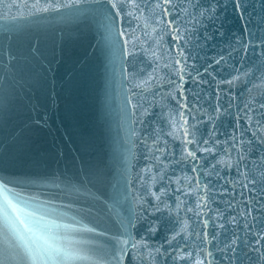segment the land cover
<instances>
[{
    "label": "water",
    "instance_id": "1",
    "mask_svg": "<svg viewBox=\"0 0 264 264\" xmlns=\"http://www.w3.org/2000/svg\"><path fill=\"white\" fill-rule=\"evenodd\" d=\"M0 264H264V0H0Z\"/></svg>",
    "mask_w": 264,
    "mask_h": 264
},
{
    "label": "snow or ice",
    "instance_id": "2",
    "mask_svg": "<svg viewBox=\"0 0 264 264\" xmlns=\"http://www.w3.org/2000/svg\"><path fill=\"white\" fill-rule=\"evenodd\" d=\"M189 155H192V154L189 153ZM5 203H6V204H9V206H11L10 203L7 201V199H5ZM14 210H15V209H14ZM45 255H47V254H46V253H42V252H37V253L33 254V255L31 256V258L33 259V261H35V260H37V259L43 258ZM69 258H72V257H69Z\"/></svg>",
    "mask_w": 264,
    "mask_h": 264
}]
</instances>
